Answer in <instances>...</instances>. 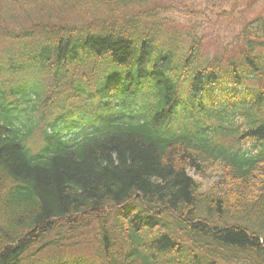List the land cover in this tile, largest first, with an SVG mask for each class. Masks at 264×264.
<instances>
[{"label":"trees","instance_id":"16d2710c","mask_svg":"<svg viewBox=\"0 0 264 264\" xmlns=\"http://www.w3.org/2000/svg\"><path fill=\"white\" fill-rule=\"evenodd\" d=\"M0 264H264V0H0Z\"/></svg>","mask_w":264,"mask_h":264},{"label":"rangeland","instance_id":"374dc122","mask_svg":"<svg viewBox=\"0 0 264 264\" xmlns=\"http://www.w3.org/2000/svg\"><path fill=\"white\" fill-rule=\"evenodd\" d=\"M228 27V26H227ZM209 174H210V172H209ZM192 175H193V173H192ZM218 180V178L217 177H215V176H213V177H206V178H203L202 179V182L204 183V185H205V188L206 189H209L212 185H214L215 184V182Z\"/></svg>","mask_w":264,"mask_h":264}]
</instances>
